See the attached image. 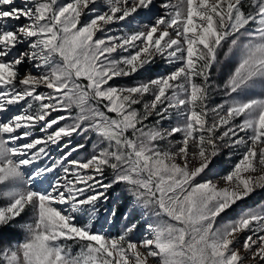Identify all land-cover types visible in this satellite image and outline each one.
<instances>
[{"label":"snow or ice","instance_id":"snow-or-ice-1","mask_svg":"<svg viewBox=\"0 0 264 264\" xmlns=\"http://www.w3.org/2000/svg\"><path fill=\"white\" fill-rule=\"evenodd\" d=\"M262 196L264 0H0V264H264Z\"/></svg>","mask_w":264,"mask_h":264},{"label":"rangeland","instance_id":"rangeland-1","mask_svg":"<svg viewBox=\"0 0 264 264\" xmlns=\"http://www.w3.org/2000/svg\"><path fill=\"white\" fill-rule=\"evenodd\" d=\"M227 167H228V164L226 163V162H222V163H220L219 164V166H218V168H217V172L218 173H220V174H223V172H224V170L225 169H227ZM120 192V190H119V188L116 190V193H119ZM116 194H114V196H115ZM261 198H264V196H262V197H258L257 199L259 200V199H261ZM121 203L122 204H127V199L125 198V197H121ZM130 206V205H129ZM125 210H126V208H125ZM141 223H143V221L141 222ZM142 231H143V229H142Z\"/></svg>","mask_w":264,"mask_h":264}]
</instances>
